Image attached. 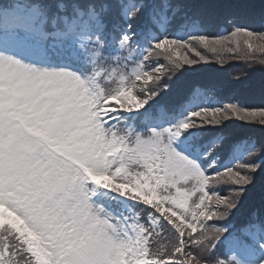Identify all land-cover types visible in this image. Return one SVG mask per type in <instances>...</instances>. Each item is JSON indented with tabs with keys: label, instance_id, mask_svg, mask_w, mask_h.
<instances>
[{
	"label": "snow or ice",
	"instance_id": "obj_1",
	"mask_svg": "<svg viewBox=\"0 0 264 264\" xmlns=\"http://www.w3.org/2000/svg\"><path fill=\"white\" fill-rule=\"evenodd\" d=\"M241 41L264 71V0H0V264H264V142L218 166L264 76L178 83Z\"/></svg>",
	"mask_w": 264,
	"mask_h": 264
},
{
	"label": "trees",
	"instance_id": "obj_2",
	"mask_svg": "<svg viewBox=\"0 0 264 264\" xmlns=\"http://www.w3.org/2000/svg\"><path fill=\"white\" fill-rule=\"evenodd\" d=\"M191 4H196L198 0H188ZM213 29L218 32H224L227 24L223 20L217 21L213 26ZM256 45L254 44V47ZM218 52L213 54L208 49L200 48L202 55L208 57V61L202 62L201 65H195L191 68L185 67V69L178 76V83L181 85H191L194 83H206L215 85L217 88L216 95L214 97L209 96L204 102H207L208 107L216 106V99L222 101L238 100L243 104L258 103L256 99L257 95H249V83L251 81L258 82L259 79L264 76V71L260 70L261 66L257 64L255 70L249 68V62L243 57L245 54L246 46L241 41L240 50L236 53H228L223 46H217ZM183 55V52H181ZM192 56V53H189ZM219 55L224 61L220 63L216 57ZM232 57H236L235 59ZM162 63L165 65L167 61L162 59ZM250 74L248 78L241 81H235L237 76L243 74ZM223 133L228 137V143L222 145L218 166H229L237 159H248L247 151L252 143L259 146L264 142V128L259 125H245L240 121L229 120L225 121L222 126ZM215 133H208L207 136L211 138ZM235 143L234 149L230 148V144ZM226 194V193H223Z\"/></svg>",
	"mask_w": 264,
	"mask_h": 264
},
{
	"label": "rangeland",
	"instance_id": "obj_3",
	"mask_svg": "<svg viewBox=\"0 0 264 264\" xmlns=\"http://www.w3.org/2000/svg\"><path fill=\"white\" fill-rule=\"evenodd\" d=\"M253 43H254L255 45H257V43L264 44V42H256V41H253ZM249 95H251V92L247 93V96H249ZM256 101L259 102V98L256 99ZM243 124H244V123H243ZM245 125H248V124H245Z\"/></svg>",
	"mask_w": 264,
	"mask_h": 264
}]
</instances>
